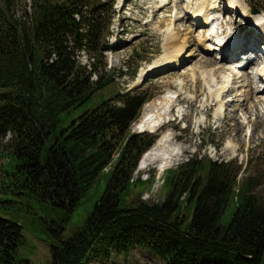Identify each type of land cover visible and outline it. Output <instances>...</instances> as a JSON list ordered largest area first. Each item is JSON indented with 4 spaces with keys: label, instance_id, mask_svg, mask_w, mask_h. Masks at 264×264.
Wrapping results in <instances>:
<instances>
[{
    "label": "trees",
    "instance_id": "1",
    "mask_svg": "<svg viewBox=\"0 0 264 264\" xmlns=\"http://www.w3.org/2000/svg\"><path fill=\"white\" fill-rule=\"evenodd\" d=\"M18 1L0 0V264H31L23 229L38 221L49 264H109L134 249L160 264H264V199L235 164L195 156L166 170L160 199L135 192L153 180L134 172L158 134L130 131L152 92L111 91L112 74L98 73L115 0H29L17 14ZM245 1L264 12V0Z\"/></svg>",
    "mask_w": 264,
    "mask_h": 264
},
{
    "label": "rangeland",
    "instance_id": "2",
    "mask_svg": "<svg viewBox=\"0 0 264 264\" xmlns=\"http://www.w3.org/2000/svg\"><path fill=\"white\" fill-rule=\"evenodd\" d=\"M235 1L243 4L244 9H237L233 4ZM18 2L19 6L17 5L15 8L17 14L23 13V8L29 10V0H19ZM168 2L170 8L166 6L160 8V0H115V15L110 34L106 39L111 49L104 52L105 67H103V64L102 66L97 65L99 74H103V71L112 74L111 91L119 90V92H123L137 87L139 90L152 92L153 96L144 103L145 105L153 99L162 98L166 94L175 98L178 97L173 113L168 115L167 122L169 123L162 125L154 132L143 131L158 134L149 150L154 145L156 146V143L169 131L172 133L171 137L173 139L170 145L172 147L167 148V153H177L180 145L188 148L183 153L172 156V159L160 156L159 159L140 169V162L145 154L143 152L144 154H141L142 157L140 156L139 164H137L139 166L134 172V178L139 175L143 180L153 175V180L137 188L135 192L141 189V198L144 200L155 201L160 199L164 193L163 178L166 170L175 168L195 156L207 155L214 160L228 161L238 166V178L240 180L250 178L252 192L264 199V115L260 117L258 111H248L245 107H242L239 111L235 110L236 105L245 98L242 85L248 84L241 79L242 76L239 73L242 65L239 66L238 60L227 61L222 60L221 57L218 58L219 49H217V52H209L214 49H203L204 44L198 39L199 36H207V31L205 34L204 23L198 24L193 13L194 10L198 11L196 4L199 0H191L189 5L184 0H169ZM213 3L216 5V8L213 9H218L214 12H219L218 15L221 16L222 25L227 29L231 28L235 35L241 34L239 37L252 36L253 26L251 27L250 21L245 18L246 14L252 15L250 4L244 0H213ZM254 7L257 8L256 5ZM259 13L256 12L253 15L258 14L264 17L262 11ZM168 30L178 33V42L175 47H183L182 56L174 57V62L169 67L151 70L141 76L143 71L149 70L151 65L166 53L163 46L165 39L169 36ZM210 41H207V43H210ZM257 44L264 47L263 41L260 40L254 45L256 50L259 48V46L256 47ZM256 50L254 49V51ZM254 51L248 52V56L253 57L259 54L261 57L259 51ZM243 54L246 55V52ZM262 54L264 55V53ZM90 55L88 52L79 51L76 53L75 58L82 64H89L92 61ZM234 57L236 59L240 56ZM260 57L257 58L260 59ZM252 66H257V64H252ZM252 66L248 71L253 72ZM235 68H237L236 73L232 72V69ZM193 69H195L194 72ZM209 69L211 71L216 69L213 70L216 86H227L229 91L235 85L241 87V90L239 89L237 92H232V90L223 93L222 99L225 109L224 115L220 117L214 116L220 102L209 97V85L207 84L209 80L204 77V72L206 70L210 71ZM226 76L230 77L229 81L225 78ZM180 80L185 81L182 88L178 85ZM252 87L254 89V86ZM257 95L264 100V90ZM191 96L195 99H190ZM237 98L238 101H230L226 104L227 101ZM98 100L99 98H94L91 105ZM145 105L141 109L142 113ZM259 108L261 109V106ZM81 111L82 109L78 110L75 117ZM142 113H140L141 116ZM180 114H184V121L177 118ZM139 119L130 125L131 132H143L134 130V125L140 121ZM199 120L202 121L199 123ZM238 123H241L240 126ZM232 150H234L233 153H231ZM156 151L159 154L165 153L162 146ZM106 180L107 176L102 175L97 181V186L90 189L89 199L85 206L93 203L99 196L105 187ZM38 213L39 215H46L41 211ZM230 213L231 207L226 210L223 216L222 221L224 223L228 221ZM83 216H85V209L80 207L73 213L71 219L65 223L64 237L71 235L77 229ZM37 223L40 225L34 233L30 232L27 227L23 229L27 241V247L23 250V253L29 257L31 264H49V245L46 242V233L40 221ZM113 260L114 262L109 264H160L157 259L148 253L137 249L130 251L127 256H116Z\"/></svg>",
    "mask_w": 264,
    "mask_h": 264
},
{
    "label": "bare ground",
    "instance_id": "3",
    "mask_svg": "<svg viewBox=\"0 0 264 264\" xmlns=\"http://www.w3.org/2000/svg\"><path fill=\"white\" fill-rule=\"evenodd\" d=\"M184 1L189 4V1H187V0H184ZM160 4H161L159 6L160 8L163 6L170 8L168 0H160ZM233 4H235V7L237 9L243 8V4H241L238 1L233 2ZM196 8L198 11H195V10L193 11V13L195 14L194 17L196 20H200L202 18L201 19L202 24L203 23L207 24V23H209V21H212V19L215 18L214 17L215 14H213V10L214 11L218 10V9H213V8H216V5L213 3V0H199V2H197V4H196ZM257 15L258 14L253 15V13H252V15L246 14V17H245L248 21H250L251 27L253 26L252 27L253 32L251 34L252 36L249 35L247 37H239V35H241V34H238L236 36L234 33L232 35H230V32H229L226 36H224V39L220 38V37L217 38V43H216L217 46H211L210 43H207V41L211 40V36L209 34V31H208L209 29H207V34H206L207 36L203 37V36L198 35L199 36L198 40L202 41V43L204 44L203 49H205V48L206 49H214V50L219 49L222 51L223 48L226 45H228L229 40L232 38V36H234L236 38L235 44H236L237 50L235 51V53L234 54L228 53L225 55L222 54V56H221L222 60H227V61L238 60L239 66L242 65L241 70H239L240 76H242L241 79L245 80L248 83L247 85H245V84L242 85L243 92L245 93V95H244L245 98L242 101L243 103L241 102L238 105H236L235 110L239 111L242 109V107L243 108L245 107V108H247L248 111H250V110L258 111V116L261 117L262 115H264V100L262 98H259L257 94L259 92H261L262 90H264V87L263 88L256 87L253 83V80H254L253 77L251 79L249 76H247V73H246V71H248V69L250 68V66H252V64H257L256 73H257L260 81H262L264 83V58H263L264 55L262 54V53H264V51H263L264 47H259L256 50L254 44L251 43V41L258 42V40L260 39V36H259V39L255 36L256 32H261L264 35V17L260 16V15L257 16ZM168 35L169 36L167 37V39H165L164 46H163L165 48L166 53L164 54L163 57H161L159 60H157L155 63H153L151 65V67L149 68V70L143 71L141 73V76L146 74L147 72H149L151 70H158V69L160 70L162 68L169 67L173 64V62H174L173 58L174 57L177 58V57L182 56V54H183L182 48L183 47L182 46H180L179 48L175 47V44L178 42V40H177L178 33L169 31ZM261 38H263V40H261V41H264V37L261 36ZM263 44H264V42H263ZM254 49L257 52L258 51L260 52L261 57L259 56V54H256L253 57L248 56V52L249 53L253 52ZM175 50H177V51L175 52V55H173ZM256 51H254V52H256ZM244 52H246V55L243 54ZM234 56H240V57H236V59H235ZM257 57H260V59H258ZM247 64H249V65H247ZM243 65H245V66H243ZM246 66H249V67L247 68ZM200 68H202V67H200ZM213 70H216V69H212V71L206 70L204 72V77L206 78V80H209L207 82V84L209 85V94H210L209 97L210 98L212 97V100L216 99L220 102L219 108L216 110V112L214 114L215 117H220V116L224 115V109H225V104H224L223 99H222V97L224 96L223 93L225 94V93L230 92L232 90H233L232 92H237L241 87H239L240 85H237V86L235 85V86H233L234 88H232V89L230 88V91H229V89H227V86H223V85L220 87L216 86L214 84L215 81L213 78ZM232 70H233L232 72H234V73L237 72V68L232 69ZM194 71H195V69H193V72ZM202 73H201V75H202ZM225 78L227 79V81H229V79H230V77H227V76ZM184 82L185 81L180 80L178 85L182 88V86L184 85ZM251 82H252V86H254V89L251 86ZM177 98L172 97L169 94H166L162 98L153 99V101H150L149 103H147L144 106L142 116L139 119L140 121L134 125V130H136V131L148 130V131L154 132L155 130H157L162 125L169 123V122H167L168 115L173 113V108L176 106V103L178 102ZM190 99L194 100L195 98L193 96H191ZM230 101H232V102L238 101V98L234 99V100H229L226 102V104H228ZM259 106H261V109L259 108ZM167 111H169L170 113H168ZM169 119H170V117H169ZM183 119H185L184 116H183ZM245 119H246V117H245ZM202 120H199L198 122L200 123ZM240 124L241 123H238L239 126H240ZM171 136H172V133L169 131L167 134H165L156 143V146L154 145V147H152L151 150H149L148 152H145V154L143 155L141 162H140V166H139L140 169L145 168L146 166H148V164L152 163V161L154 162V160L159 159L160 156L161 157L164 156V158H167V159H170V158L172 159V156H175L179 153H183L185 150H187V148H188L187 146H181L180 145L179 151L177 150V153H173V152L167 153L168 152L167 148L172 147V146H170L171 140L173 139ZM161 146L164 147V149H165L164 154H159L158 151H156L158 148H161ZM233 151L234 150H232L231 153H233Z\"/></svg>",
    "mask_w": 264,
    "mask_h": 264
},
{
    "label": "water",
    "instance_id": "4",
    "mask_svg": "<svg viewBox=\"0 0 264 264\" xmlns=\"http://www.w3.org/2000/svg\"><path fill=\"white\" fill-rule=\"evenodd\" d=\"M251 11H252V13H256V12H258V10H257L254 6H252Z\"/></svg>",
    "mask_w": 264,
    "mask_h": 264
}]
</instances>
